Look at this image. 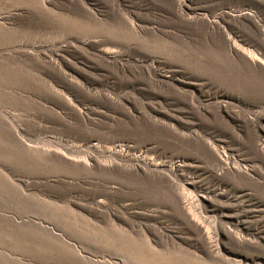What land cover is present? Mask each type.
Segmentation results:
<instances>
[{
  "label": "rangeland",
  "instance_id": "374dc122",
  "mask_svg": "<svg viewBox=\"0 0 264 264\" xmlns=\"http://www.w3.org/2000/svg\"><path fill=\"white\" fill-rule=\"evenodd\" d=\"M0 264H264V0H0Z\"/></svg>",
  "mask_w": 264,
  "mask_h": 264
}]
</instances>
